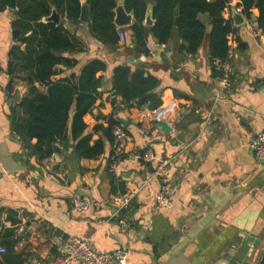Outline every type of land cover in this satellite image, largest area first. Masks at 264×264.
Segmentation results:
<instances>
[{
	"label": "crops",
	"instance_id": "obj_1",
	"mask_svg": "<svg viewBox=\"0 0 264 264\" xmlns=\"http://www.w3.org/2000/svg\"><path fill=\"white\" fill-rule=\"evenodd\" d=\"M229 6L222 13L235 29L227 36L226 61L233 69L228 88L220 87L223 70L210 55L207 15L201 46L183 58L176 54L181 44L176 34L167 46L157 47L151 35L144 45L136 43L128 29L133 17L130 25L116 26L126 37L116 50L95 40L89 23L63 20L83 43L84 52L71 56L78 60L77 71L95 59L106 65L99 73L101 94L84 120L103 128L115 121L127 132L128 151H150L157 158L145 163L123 155L111 173L108 143L95 160L77 158L70 146L39 160L11 133L10 110L29 86L19 70L10 74L9 66L17 61L13 49H25L12 35L16 9L0 11V264H46L62 254L70 236L89 239L101 252L123 250L126 264L263 263L264 163L256 161L250 143L264 130V34L256 8L246 18L238 0H229ZM237 13L243 20L239 25L233 18ZM118 67L157 79L160 108L170 113L163 121L168 125L173 119L170 131L155 123L154 111L124 104L113 94ZM92 132L89 127L87 134ZM101 134L94 133L92 142L104 139ZM163 159L172 183L171 204L158 208L159 180L153 172ZM133 190L127 208L111 203ZM73 195L93 197L100 206L75 210Z\"/></svg>",
	"mask_w": 264,
	"mask_h": 264
},
{
	"label": "trees",
	"instance_id": "obj_2",
	"mask_svg": "<svg viewBox=\"0 0 264 264\" xmlns=\"http://www.w3.org/2000/svg\"><path fill=\"white\" fill-rule=\"evenodd\" d=\"M10 1L0 0V11H5ZM238 1L246 18L250 17L253 8L258 10L257 27L264 34V0ZM123 2L125 11L133 16L128 29L136 43L144 45L151 35L160 46H167L176 34L181 40L176 54L181 58L197 53L207 34V23L201 17L207 15L211 58L226 61L227 36L235 30L231 21L222 17L223 11L230 9L229 0ZM85 3L89 6L92 37L116 50L119 41L114 24L117 0H85ZM149 7L154 23L147 27L144 21ZM80 8L79 0H16L12 35L16 42L25 45V49L20 51L18 46L13 49L17 61L9 68L10 74H16L18 70L23 74L29 92L11 108L10 130L39 160L48 159L67 146L72 147L79 159H98L104 154L107 143L114 144L113 130L119 127L111 119L106 128L84 120L101 94L102 76L99 73L105 71L106 65L95 59L77 71L78 60L71 56L84 52L83 43L70 34L63 20L79 24ZM53 9L60 15L58 24L46 21ZM67 71H71L70 74L54 79ZM157 88V79L145 75L142 70L118 67L114 71L113 94L121 97L124 104L135 103L138 107L146 106L156 111L161 106L160 96L155 92ZM7 90L12 91L11 84ZM89 127L93 132L87 134ZM101 131L104 139L92 142L93 134Z\"/></svg>",
	"mask_w": 264,
	"mask_h": 264
},
{
	"label": "built area",
	"instance_id": "obj_3",
	"mask_svg": "<svg viewBox=\"0 0 264 264\" xmlns=\"http://www.w3.org/2000/svg\"><path fill=\"white\" fill-rule=\"evenodd\" d=\"M241 9L238 8V11ZM119 42L123 43L126 40L125 33L119 29ZM148 51H151V46H146ZM231 50L229 51V53ZM218 70H223V75L219 78V85L221 88H228L230 86V75L233 69L229 61H213ZM154 119L161 120L170 116L167 109L159 108L154 111ZM173 119H168V125L172 127ZM114 144L111 146L109 157V172H113L115 164L123 156L126 155L130 160L143 161L145 163L154 162L157 158L150 151H128L127 145L129 137L126 130L119 126L114 129ZM250 147L257 162H264V130L251 138ZM168 161L163 159L157 161L154 166V175L159 180V190L156 195V206L158 208H167L171 204L172 183L168 176L167 169ZM136 191H130L124 195L114 196L111 203L118 207L119 210L127 208L131 200L135 197ZM72 205L75 210L86 211L89 208H97L100 202L93 197H81L80 195H73L71 198ZM4 249L0 248V253ZM127 253L123 250H116L113 252H101L95 249L89 239H81L76 236L68 237L63 246V252L56 258L48 261L46 264H126Z\"/></svg>",
	"mask_w": 264,
	"mask_h": 264
},
{
	"label": "water",
	"instance_id": "obj_4",
	"mask_svg": "<svg viewBox=\"0 0 264 264\" xmlns=\"http://www.w3.org/2000/svg\"><path fill=\"white\" fill-rule=\"evenodd\" d=\"M79 1L82 3L81 8H80L79 21H80V23H90L89 6L85 3V0H79ZM52 3H53V1H52ZM8 8L16 9V0H11L9 5H8ZM132 17L133 16L131 14H129L125 11L123 0H119L117 2L116 8H115V16H114L115 26L125 27V26L130 25ZM233 18L236 22L235 23L236 25L241 24L243 21L241 15L238 13L234 14ZM201 20L203 22H207L208 17L207 16L202 17ZM46 21H51V22L58 24V23H60V15L56 12L55 9H53L51 12V15L46 19ZM64 23L66 24L65 21H64ZM153 23H154V21L151 17V10L149 7L145 21H144V25L147 27H150L153 25ZM155 42H156L157 47H159L160 45L158 44V42L157 41H155ZM164 52L168 53V52H170V49H165ZM157 53H158V51L155 52V54H157ZM158 54H160V56H162V53H158ZM155 123L160 125L162 130H164L166 132L170 131V127L164 121L157 120V121H155ZM262 163H264V162H262ZM262 264H264V263H262Z\"/></svg>",
	"mask_w": 264,
	"mask_h": 264
}]
</instances>
